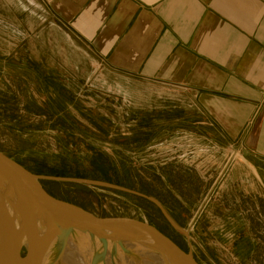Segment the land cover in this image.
Returning a JSON list of instances; mask_svg holds the SVG:
<instances>
[{"label":"rangeland","instance_id":"obj_1","mask_svg":"<svg viewBox=\"0 0 264 264\" xmlns=\"http://www.w3.org/2000/svg\"><path fill=\"white\" fill-rule=\"evenodd\" d=\"M183 97L103 70L42 0H0V153L37 176L156 200L181 230L146 198L42 181L95 217L155 227L198 264H264V182L258 193L223 186L239 151L194 139L206 127ZM139 258L122 264H149Z\"/></svg>","mask_w":264,"mask_h":264},{"label":"crops","instance_id":"obj_2","mask_svg":"<svg viewBox=\"0 0 264 264\" xmlns=\"http://www.w3.org/2000/svg\"><path fill=\"white\" fill-rule=\"evenodd\" d=\"M42 1L103 70L181 91L183 105L206 127L193 138L239 151L223 186L258 193L264 182V0Z\"/></svg>","mask_w":264,"mask_h":264},{"label":"water","instance_id":"obj_3","mask_svg":"<svg viewBox=\"0 0 264 264\" xmlns=\"http://www.w3.org/2000/svg\"><path fill=\"white\" fill-rule=\"evenodd\" d=\"M44 180L105 187L146 198L173 228L181 230L152 198L103 182L37 176L0 153V264H49L53 246L57 252L64 250L74 233L103 246V257L108 244L122 251L125 244H138L159 252L172 264H198L190 251H183L155 227L129 218L95 217L52 197L42 186Z\"/></svg>","mask_w":264,"mask_h":264},{"label":"bare ground","instance_id":"obj_4","mask_svg":"<svg viewBox=\"0 0 264 264\" xmlns=\"http://www.w3.org/2000/svg\"><path fill=\"white\" fill-rule=\"evenodd\" d=\"M124 247V251H122L119 246L115 245L113 247L108 244L106 247L107 252L103 257V246L95 243L85 235L74 233L69 235L66 242L67 253L65 256L60 257L57 252V246L54 245L48 262L49 264H122L123 254L127 255L125 257L127 259H138L141 257L149 264H172L170 259L144 246L125 244ZM80 252L83 253L81 254L83 256L80 255Z\"/></svg>","mask_w":264,"mask_h":264},{"label":"flooded vegetation","instance_id":"obj_5","mask_svg":"<svg viewBox=\"0 0 264 264\" xmlns=\"http://www.w3.org/2000/svg\"><path fill=\"white\" fill-rule=\"evenodd\" d=\"M23 256H24V254H23Z\"/></svg>","mask_w":264,"mask_h":264}]
</instances>
